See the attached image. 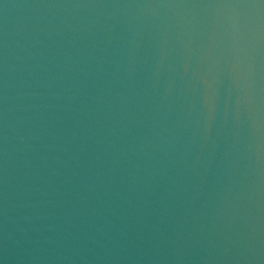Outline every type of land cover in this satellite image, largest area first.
<instances>
[{
	"label": "water",
	"instance_id": "obj_1",
	"mask_svg": "<svg viewBox=\"0 0 264 264\" xmlns=\"http://www.w3.org/2000/svg\"><path fill=\"white\" fill-rule=\"evenodd\" d=\"M0 264H264V0H0Z\"/></svg>",
	"mask_w": 264,
	"mask_h": 264
}]
</instances>
